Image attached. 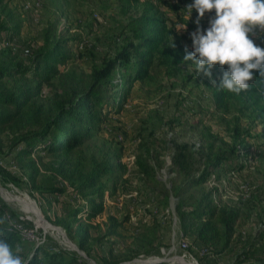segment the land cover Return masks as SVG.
<instances>
[{"label": "trees", "instance_id": "1", "mask_svg": "<svg viewBox=\"0 0 264 264\" xmlns=\"http://www.w3.org/2000/svg\"><path fill=\"white\" fill-rule=\"evenodd\" d=\"M159 1L170 9L179 7L166 0ZM154 6L146 9L154 10L152 13L144 12L131 22L130 34H121L125 42L122 50L93 61L86 75L71 74L67 79L59 66L69 65L72 55L67 41L74 38L64 37L53 25L44 35V45L32 50L28 64L14 60L9 46L3 44L11 37L9 30V38H0L3 46L0 48V159L3 160L0 179L19 184L20 176H24L30 189L45 199L62 192L70 193L75 201H67L61 213L51 218L46 209L42 211L85 255L25 239L0 206V239L14 249L19 245L23 250L20 255L28 264H88V259L99 264L116 262L114 259L101 261L89 250L90 230L98 226L105 201L115 192L118 171L122 170L118 160L121 147L115 140L101 137L100 129L107 110L120 112L123 109L129 87L134 81L144 80L155 61H173L185 54L176 21L157 4ZM256 43L264 46V33ZM215 70L213 76L218 85L222 72L227 69L216 66ZM118 71L123 74L119 81H114ZM122 83L128 86L115 93ZM210 86L217 112L224 115L238 107L263 128L251 136L248 128H240L236 121L229 140L221 144L208 137L197 145L171 140L169 186L161 183L159 191L166 205L171 200L174 202L181 236L189 238L201 251L222 254L235 245L238 212L222 200L223 187L219 182L223 173L245 167L249 152L243 143L247 138L264 140V78L257 74L249 88L238 95ZM56 87L62 91L50 96L49 92ZM44 88L48 89L45 94ZM4 134L10 137L6 148H2L1 142ZM83 148L90 149L85 163L81 159L84 155L79 152ZM41 153L57 161L46 164ZM7 161L17 166L19 175L6 168ZM137 166L146 179L157 180L156 170L148 161L139 159ZM58 179L62 185H57ZM15 221L21 223L18 218ZM120 224V220L111 217L109 232H116ZM25 243H31L29 248L25 249ZM257 244V239L246 242L234 261L247 258L246 264H264V253L254 256L261 249ZM151 251L146 250V254ZM135 264L176 263L153 260Z\"/></svg>", "mask_w": 264, "mask_h": 264}, {"label": "rangeland", "instance_id": "2", "mask_svg": "<svg viewBox=\"0 0 264 264\" xmlns=\"http://www.w3.org/2000/svg\"><path fill=\"white\" fill-rule=\"evenodd\" d=\"M35 1L0 0V38H9L7 30L10 31L11 37L5 46H9L13 59L22 64L30 62L33 49L44 45V35L51 25L64 37L74 38L67 41L72 55L69 65L59 66L66 75L65 79L71 74L86 75L93 61L122 50L125 42L121 34H130L128 26L142 13H152L154 10H146L150 5L157 4L176 21L175 27L182 42L192 51L189 33L196 27L193 23L196 12L193 10L188 20L185 8L189 3L187 0H166L179 5L175 10L159 0H39L38 8L33 7ZM207 19L208 14L202 20L205 27ZM186 24V31L179 30ZM262 32L257 29L253 39H261ZM184 55L173 61H155L145 79L134 81L129 87L120 112L104 107L107 117L102 123L100 136L115 140L117 146L121 147L118 160L122 170L118 171L117 187L112 196L105 189L108 197L104 211L98 226L90 230L92 240L89 250L101 261L114 259L115 264H135L159 257L165 262L176 264H246L247 258L239 262L234 260L236 253L251 239H257V245L261 248L254 256L264 253L263 139L247 138L243 143L249 152L244 161L245 167L223 173L219 182V186L223 187L222 200L238 212L233 241L235 245L231 250L210 254L197 249L189 238L180 234L173 200L167 205L163 202L159 188L161 183L169 186L171 140L194 142L197 145L202 138L208 137L216 144H221V141L229 140L236 121L240 128H248L251 136L263 128L261 123L238 107L224 115L217 112L209 79L198 74L192 62L183 61ZM215 68L212 69L213 74ZM116 74L114 81H119L123 71ZM125 86L128 84H119L115 93ZM47 90L44 88V94ZM61 91V88L56 87L49 95L60 94ZM109 102H112V98ZM233 116H237V119L234 120ZM214 134L217 138H214ZM9 139L8 134L2 136V148L7 147ZM79 152L84 155L82 161H88L90 149L83 148ZM139 159L154 166L156 181H150L142 175L137 166ZM42 161L49 164L57 160L42 154ZM6 168L16 175L20 173L17 166L9 161L6 162ZM20 178L19 184L0 179V206L4 215L13 220L16 227L21 225L22 237L26 235L25 239L32 243L42 242L49 248L61 247L81 254L64 230L47 220L42 211L46 209L53 218L55 214L61 213L62 206L65 209L67 201L74 202V197L62 192L52 198H42L30 189L26 177ZM56 182L57 185L63 184L61 179ZM22 198L34 202L40 218L48 223V227L40 224L33 213L24 209L18 200ZM111 217L121 221L114 233L109 232ZM16 218L21 223L15 221ZM30 244L25 243V249ZM146 250H152V253L147 255ZM88 264L99 263L88 259Z\"/></svg>", "mask_w": 264, "mask_h": 264}, {"label": "clouds", "instance_id": "3", "mask_svg": "<svg viewBox=\"0 0 264 264\" xmlns=\"http://www.w3.org/2000/svg\"><path fill=\"white\" fill-rule=\"evenodd\" d=\"M185 8L188 20L195 10L196 27L189 33L192 51L185 46L183 61L192 62L213 86L237 95L257 74L264 78V46L253 39L257 29L264 31V0H192ZM206 13L207 27L202 24ZM179 30L186 31L187 24ZM216 66L227 69L218 85L212 72ZM22 251L0 239V264H28Z\"/></svg>", "mask_w": 264, "mask_h": 264}, {"label": "bare ground", "instance_id": "4", "mask_svg": "<svg viewBox=\"0 0 264 264\" xmlns=\"http://www.w3.org/2000/svg\"><path fill=\"white\" fill-rule=\"evenodd\" d=\"M18 200L22 203L25 210L34 214V216L38 219L40 224L44 225L45 227L49 226L47 222H45L44 220H42L40 218L41 216L39 215L38 210H37L36 206L34 205V202L29 201L26 198H22V199H18Z\"/></svg>", "mask_w": 264, "mask_h": 264}, {"label": "built area", "instance_id": "5", "mask_svg": "<svg viewBox=\"0 0 264 264\" xmlns=\"http://www.w3.org/2000/svg\"><path fill=\"white\" fill-rule=\"evenodd\" d=\"M33 7H36V8H38L39 7V0H36L35 2H34V5H33ZM207 27V26H206ZM7 42L5 41L4 42V44H6ZM3 162V160L2 159H0V164ZM17 225V224H16ZM21 226V225H20ZM20 226H18L17 228L20 230V232L22 231V226L20 227ZM22 234V233H21ZM24 238H26V235L24 236Z\"/></svg>", "mask_w": 264, "mask_h": 264}, {"label": "water", "instance_id": "6", "mask_svg": "<svg viewBox=\"0 0 264 264\" xmlns=\"http://www.w3.org/2000/svg\"><path fill=\"white\" fill-rule=\"evenodd\" d=\"M77 249V247H75ZM82 255H84V253L82 251H80ZM153 260H157V261H163L162 259H160L159 257H154L153 259H145V260H141L140 262H150V261H153Z\"/></svg>", "mask_w": 264, "mask_h": 264}]
</instances>
